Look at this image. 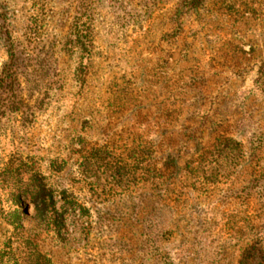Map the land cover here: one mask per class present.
Segmentation results:
<instances>
[{
    "label": "rangeland",
    "instance_id": "rangeland-1",
    "mask_svg": "<svg viewBox=\"0 0 264 264\" xmlns=\"http://www.w3.org/2000/svg\"><path fill=\"white\" fill-rule=\"evenodd\" d=\"M0 264H264V0H0Z\"/></svg>",
    "mask_w": 264,
    "mask_h": 264
},
{
    "label": "trees",
    "instance_id": "trees-1",
    "mask_svg": "<svg viewBox=\"0 0 264 264\" xmlns=\"http://www.w3.org/2000/svg\"><path fill=\"white\" fill-rule=\"evenodd\" d=\"M42 198H44V194L43 193H37V194H35V196H34V199L35 200H40V199H42ZM37 202V201H36ZM37 207V206H36ZM36 211H41L40 210V208H36Z\"/></svg>",
    "mask_w": 264,
    "mask_h": 264
}]
</instances>
